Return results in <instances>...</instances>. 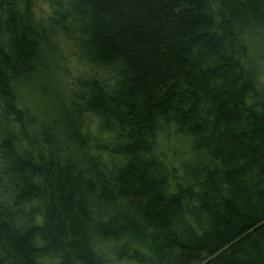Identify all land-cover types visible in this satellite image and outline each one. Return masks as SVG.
I'll return each instance as SVG.
<instances>
[{
    "label": "trees",
    "instance_id": "obj_1",
    "mask_svg": "<svg viewBox=\"0 0 264 264\" xmlns=\"http://www.w3.org/2000/svg\"><path fill=\"white\" fill-rule=\"evenodd\" d=\"M257 53L264 0H0V264H264Z\"/></svg>",
    "mask_w": 264,
    "mask_h": 264
},
{
    "label": "rangeland",
    "instance_id": "obj_2",
    "mask_svg": "<svg viewBox=\"0 0 264 264\" xmlns=\"http://www.w3.org/2000/svg\"><path fill=\"white\" fill-rule=\"evenodd\" d=\"M257 55L260 58H262V61L261 60L258 61V65H259V69H260L261 66L264 67V61H263L264 60V54L263 53H257ZM48 84L51 86V88L53 89V91H56L57 93H59L60 98H62V96H63V90L61 89V85L59 84V82H58V80H57V78L55 76H53V75H50L49 76V78H48ZM17 94H18L19 101L21 100L20 101L21 102L20 103V106L26 108V107L32 106L31 105L32 102L35 103V98H32L31 97L29 99V97L25 93H23L21 91H18ZM33 99H34V101H33ZM29 108L32 109L31 107H29Z\"/></svg>",
    "mask_w": 264,
    "mask_h": 264
}]
</instances>
